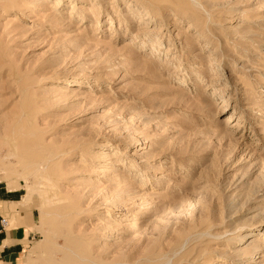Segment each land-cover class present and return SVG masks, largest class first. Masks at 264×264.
<instances>
[{
    "label": "rangeland",
    "instance_id": "374dc122",
    "mask_svg": "<svg viewBox=\"0 0 264 264\" xmlns=\"http://www.w3.org/2000/svg\"><path fill=\"white\" fill-rule=\"evenodd\" d=\"M0 181L23 264H264V0H0Z\"/></svg>",
    "mask_w": 264,
    "mask_h": 264
},
{
    "label": "crops",
    "instance_id": "0c3cea01",
    "mask_svg": "<svg viewBox=\"0 0 264 264\" xmlns=\"http://www.w3.org/2000/svg\"><path fill=\"white\" fill-rule=\"evenodd\" d=\"M23 202L21 189L0 181V264H23L25 249L38 235L36 209Z\"/></svg>",
    "mask_w": 264,
    "mask_h": 264
},
{
    "label": "bare ground",
    "instance_id": "6f19581e",
    "mask_svg": "<svg viewBox=\"0 0 264 264\" xmlns=\"http://www.w3.org/2000/svg\"><path fill=\"white\" fill-rule=\"evenodd\" d=\"M99 153L100 154H103L104 155V152L103 151H99ZM102 155V156H103ZM116 163V162H115ZM115 166H117V164H114ZM148 203H151L150 201L148 202ZM150 206H151V204H150ZM149 206H147V208H148ZM147 212H145V210H144V213H142V214H146V213H148V209L146 210ZM147 215V214H146ZM146 218H147V216H146ZM141 219V218H140ZM135 222V221H134ZM136 225H137V222H136ZM139 225V224H138ZM137 225V226H138ZM250 237V233L249 232H245L244 234H242L241 235V237H240V239H239V244L241 245V244H243V243H245L247 240H248V238ZM238 239V238H237ZM246 244V243H245ZM164 256V255H163ZM81 258V257H80ZM79 259V258H78ZM86 258L84 257V260H85ZM87 260V259H86ZM169 261V260H168ZM82 262V261H81ZM85 262V261H84ZM89 262V261H88ZM91 262V261H90ZM131 262V261H130ZM163 262V261H162ZM92 264H93V262H91ZM164 264V263H163Z\"/></svg>",
    "mask_w": 264,
    "mask_h": 264
}]
</instances>
